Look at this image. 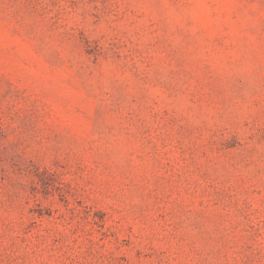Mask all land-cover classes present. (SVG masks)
Here are the masks:
<instances>
[{
  "label": "rangeland",
  "instance_id": "rangeland-1",
  "mask_svg": "<svg viewBox=\"0 0 264 264\" xmlns=\"http://www.w3.org/2000/svg\"><path fill=\"white\" fill-rule=\"evenodd\" d=\"M0 264H264V0H0Z\"/></svg>",
  "mask_w": 264,
  "mask_h": 264
}]
</instances>
